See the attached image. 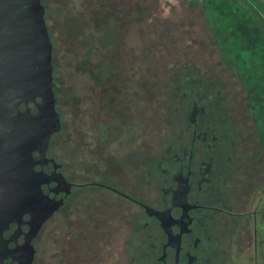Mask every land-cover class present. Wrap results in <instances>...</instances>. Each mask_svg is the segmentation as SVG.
Masks as SVG:
<instances>
[{
	"label": "rangeland",
	"instance_id": "374dc122",
	"mask_svg": "<svg viewBox=\"0 0 264 264\" xmlns=\"http://www.w3.org/2000/svg\"><path fill=\"white\" fill-rule=\"evenodd\" d=\"M40 3L53 44L55 110L60 123L59 133L50 141L52 158L61 163L69 160L77 170L91 159L90 141L81 134L83 97L97 102L92 110L99 117L110 118L101 122L100 131L106 132L118 115L122 122L129 114L135 118L139 138V123L145 121L154 164L159 156L154 149L170 147L180 118L186 119L192 101H199L200 107L211 104L229 111L230 139L237 140V154L243 155V196L249 190H264V96L257 94L255 103L243 95V88L264 87L260 82L264 0ZM129 79L135 81L134 88L125 87L124 80ZM117 92L120 99L134 97L135 104L125 108ZM214 117L219 123V110ZM71 138L75 142L68 151L66 140ZM247 218H243V264H264V246L256 259L253 254L250 228L244 225ZM57 219L45 226L36 242L39 264H66L63 219Z\"/></svg>",
	"mask_w": 264,
	"mask_h": 264
},
{
	"label": "flooded vegetation",
	"instance_id": "af4514ba",
	"mask_svg": "<svg viewBox=\"0 0 264 264\" xmlns=\"http://www.w3.org/2000/svg\"><path fill=\"white\" fill-rule=\"evenodd\" d=\"M54 74L51 43L53 95ZM124 83L135 87L134 80ZM198 93L193 92L195 98ZM257 94L264 96V87L243 88V95L255 103ZM116 95L125 108L135 104L134 97L128 101ZM82 99L86 107L81 112V134L90 141L91 159L77 170L69 160L61 163L49 155L51 138L60 125L50 136L45 155L32 153L34 173L46 179L40 195L52 213L28 244L31 216L24 214L10 224L2 234L0 264H39L36 242L45 226L57 223L60 216L66 264H243L245 215L258 257L264 246V190H249L243 196V155L237 154V140L230 139L229 111L192 101L170 147L163 145L162 152L154 149L159 155L154 164L145 121H139V138L135 118L128 113L126 120L120 122L118 115L106 132L100 131L101 122L110 118L102 119L92 110L96 101ZM18 110L37 115L34 104L19 105ZM215 110L221 115L219 123ZM72 142L75 139L66 140V150H72Z\"/></svg>",
	"mask_w": 264,
	"mask_h": 264
},
{
	"label": "water",
	"instance_id": "95a60500",
	"mask_svg": "<svg viewBox=\"0 0 264 264\" xmlns=\"http://www.w3.org/2000/svg\"><path fill=\"white\" fill-rule=\"evenodd\" d=\"M27 104L35 105L36 116L19 112ZM59 125L44 8L40 0H0V253L10 224L31 216L28 244L52 213L40 195L46 179L34 173L32 153L45 155Z\"/></svg>",
	"mask_w": 264,
	"mask_h": 264
}]
</instances>
